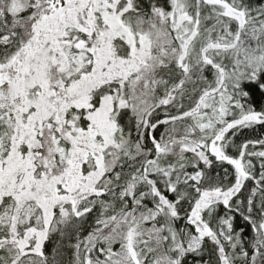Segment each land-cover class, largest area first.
<instances>
[{"label": "snow or ice", "instance_id": "snow-or-ice-1", "mask_svg": "<svg viewBox=\"0 0 264 264\" xmlns=\"http://www.w3.org/2000/svg\"><path fill=\"white\" fill-rule=\"evenodd\" d=\"M0 264H264V0H0Z\"/></svg>", "mask_w": 264, "mask_h": 264}]
</instances>
